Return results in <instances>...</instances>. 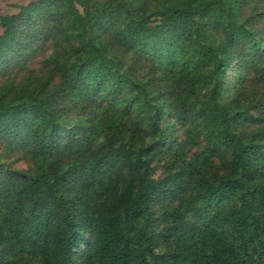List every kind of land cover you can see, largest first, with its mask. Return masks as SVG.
Here are the masks:
<instances>
[{
    "label": "trees",
    "instance_id": "trees-1",
    "mask_svg": "<svg viewBox=\"0 0 264 264\" xmlns=\"http://www.w3.org/2000/svg\"><path fill=\"white\" fill-rule=\"evenodd\" d=\"M0 28V264H264V0H30Z\"/></svg>",
    "mask_w": 264,
    "mask_h": 264
},
{
    "label": "crops",
    "instance_id": "crops-1",
    "mask_svg": "<svg viewBox=\"0 0 264 264\" xmlns=\"http://www.w3.org/2000/svg\"><path fill=\"white\" fill-rule=\"evenodd\" d=\"M30 0H0V15L10 14L19 5H24Z\"/></svg>",
    "mask_w": 264,
    "mask_h": 264
},
{
    "label": "rangeland",
    "instance_id": "rangeland-1",
    "mask_svg": "<svg viewBox=\"0 0 264 264\" xmlns=\"http://www.w3.org/2000/svg\"><path fill=\"white\" fill-rule=\"evenodd\" d=\"M15 11H16V9H13V10H12V13L15 12ZM0 31H1V28H0ZM230 84H231V83H229L228 86H231ZM229 92H230L229 87H228V88H223V90H222V96H223V97H226V96L228 95ZM13 165H15V166H17V167H18L19 165L24 166L23 164H21V162H16V163L13 164ZM155 173H157V172H155ZM82 247H83V244H80V245H79V248H82Z\"/></svg>",
    "mask_w": 264,
    "mask_h": 264
}]
</instances>
